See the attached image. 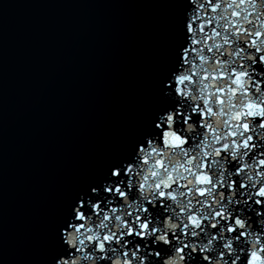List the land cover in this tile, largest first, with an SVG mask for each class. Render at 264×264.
I'll use <instances>...</instances> for the list:
<instances>
[{"label":"snow or ice","instance_id":"6c2138e0","mask_svg":"<svg viewBox=\"0 0 264 264\" xmlns=\"http://www.w3.org/2000/svg\"><path fill=\"white\" fill-rule=\"evenodd\" d=\"M146 132L55 227L50 264H264V0H185Z\"/></svg>","mask_w":264,"mask_h":264},{"label":"water","instance_id":"95a60500","mask_svg":"<svg viewBox=\"0 0 264 264\" xmlns=\"http://www.w3.org/2000/svg\"><path fill=\"white\" fill-rule=\"evenodd\" d=\"M132 146L111 0H0V264H50L72 199Z\"/></svg>","mask_w":264,"mask_h":264}]
</instances>
